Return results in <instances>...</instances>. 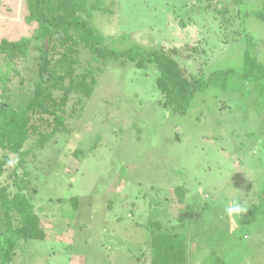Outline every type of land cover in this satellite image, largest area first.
<instances>
[{"label": "rangeland", "instance_id": "rangeland-1", "mask_svg": "<svg viewBox=\"0 0 264 264\" xmlns=\"http://www.w3.org/2000/svg\"><path fill=\"white\" fill-rule=\"evenodd\" d=\"M104 1L112 12L95 14L94 25L115 39V48H162L186 75L205 76L242 66L243 12L259 6V0L241 10L233 0ZM25 14L24 0H0V34ZM244 25L264 63V22L246 16ZM38 53L32 45L16 61L18 73L10 71L6 85L0 80L2 103H24ZM78 56L77 73L99 67L96 85L89 98L70 95L67 131L26 159L45 238L23 243L12 264H149L147 227L154 219L184 235L186 264L209 251L226 264L263 263L264 100L251 83L229 77L225 87L196 92L188 112L178 115L161 106L153 66L95 62L84 48ZM6 70L0 56V72ZM10 171L2 183L11 182ZM232 201L247 211L227 215Z\"/></svg>", "mask_w": 264, "mask_h": 264}, {"label": "trees", "instance_id": "trees-1", "mask_svg": "<svg viewBox=\"0 0 264 264\" xmlns=\"http://www.w3.org/2000/svg\"><path fill=\"white\" fill-rule=\"evenodd\" d=\"M24 1V19H13L18 24L4 28L0 34V56L7 69L0 72L3 85L10 71L18 73L14 68L16 61L26 58L32 45L39 52L32 90L24 103L11 107L0 101V178L6 167H11L8 173L11 182L0 180V264H12L23 243L45 238L31 198L35 190L31 188L25 164L35 148H43L56 133L67 131L65 106L70 95L89 98L93 92L96 85L93 70L100 69L76 72L80 48L87 50L93 61L103 64L113 61L122 65L131 63L136 68L153 66L157 71L155 85L162 94L160 104L172 114L185 115L196 92L224 86L229 77L232 81L251 83L253 91L264 100V63L253 53L256 41L244 25L246 16L264 22V0H259L255 10L243 12L242 66L216 69L207 76L201 72L186 75L176 59L162 48H144L136 43L115 48L112 45L115 39L105 37L94 25L95 14L112 12L104 0ZM233 1L240 10L247 4V0ZM31 139L32 146L25 148ZM176 190L180 194L181 187ZM260 195L264 200V186ZM68 201L73 209L77 207L76 196ZM147 230L149 264H186L182 233L166 229L156 219L149 222ZM198 264L226 262L217 252L209 251Z\"/></svg>", "mask_w": 264, "mask_h": 264}, {"label": "clouds", "instance_id": "clouds-1", "mask_svg": "<svg viewBox=\"0 0 264 264\" xmlns=\"http://www.w3.org/2000/svg\"><path fill=\"white\" fill-rule=\"evenodd\" d=\"M247 211L246 208L241 206L236 201H232L231 204L225 208V212L229 216H240Z\"/></svg>", "mask_w": 264, "mask_h": 264}, {"label": "water", "instance_id": "water-1", "mask_svg": "<svg viewBox=\"0 0 264 264\" xmlns=\"http://www.w3.org/2000/svg\"><path fill=\"white\" fill-rule=\"evenodd\" d=\"M46 42V41H45Z\"/></svg>", "mask_w": 264, "mask_h": 264}]
</instances>
